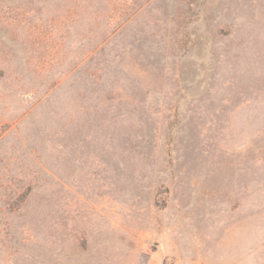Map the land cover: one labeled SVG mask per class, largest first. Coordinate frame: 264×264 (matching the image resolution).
<instances>
[{
    "label": "rangeland",
    "instance_id": "obj_1",
    "mask_svg": "<svg viewBox=\"0 0 264 264\" xmlns=\"http://www.w3.org/2000/svg\"><path fill=\"white\" fill-rule=\"evenodd\" d=\"M0 264H264V0H0Z\"/></svg>",
    "mask_w": 264,
    "mask_h": 264
}]
</instances>
